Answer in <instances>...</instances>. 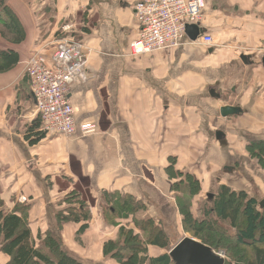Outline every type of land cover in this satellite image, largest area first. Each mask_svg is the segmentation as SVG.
<instances>
[{
  "label": "crops",
  "instance_id": "0c3cea01",
  "mask_svg": "<svg viewBox=\"0 0 264 264\" xmlns=\"http://www.w3.org/2000/svg\"><path fill=\"white\" fill-rule=\"evenodd\" d=\"M142 1L8 0L25 38L14 44L0 35V52H13L18 58L15 64L0 71L3 209L11 211L25 197L30 206V228L36 237L54 228V216L65 208L58 203L76 192L89 206L88 228L77 240L80 224L67 223L61 225L60 235L65 249L89 264H116L103 254L104 243L113 240L118 229L109 226L102 213L104 195L131 196L143 202L145 211L137 217L159 222L171 247L185 237L200 243V239L183 231L178 193L172 191L177 180L166 173L168 158L179 157L180 151L192 157V162L187 159L186 163L177 158L175 171L190 170L201 181V188L210 184L211 163H201L195 157L210 144L206 125L214 118L215 106L242 107L246 100L240 97L241 104L232 103L225 96L211 100L207 89L213 79L225 82L232 74L246 72L252 54L235 52L239 54L235 56L234 51L242 49L239 41L251 43L264 33V0H206L200 28L206 33L203 35L214 37L215 45L188 44L131 56L129 45L139 30L134 9ZM65 25H73L68 34L78 37L88 49L85 79L70 85L68 99L76 123L96 124L97 132L72 138L43 133L38 142L30 144L27 134L36 120L35 101L22 63L35 52L50 60L56 42L68 35L61 33ZM233 89L232 95L236 91ZM215 90L221 94L217 86ZM242 93L248 96V91ZM179 125L183 128L179 129ZM181 136L185 139L182 150ZM187 138L203 139L202 144L195 147ZM195 161L199 163L198 170H194ZM201 174L203 178H199ZM208 195L211 194H206L209 200ZM199 199L192 201L195 217L201 215ZM131 218L119 223L127 222L134 228ZM163 253L159 248L148 247L149 257ZM8 261L9 257L0 252V264Z\"/></svg>",
  "mask_w": 264,
  "mask_h": 264
},
{
  "label": "trees",
  "instance_id": "16d2710c",
  "mask_svg": "<svg viewBox=\"0 0 264 264\" xmlns=\"http://www.w3.org/2000/svg\"><path fill=\"white\" fill-rule=\"evenodd\" d=\"M7 1L0 0V35L10 43L20 44L25 38L24 30ZM71 37L78 40V37ZM17 59L13 52H0V71L15 64ZM39 128L36 119L27 134L30 144L43 137ZM253 146L262 152L264 161V141L248 143L247 151H251ZM168 160L170 166L166 173L170 179L177 180L172 191L178 193L177 206L184 233L200 239L202 245L214 252L221 251L230 264H264V208L260 202L248 197L244 191L237 192L227 184H219L216 193L211 194V199L199 208L200 217H195L192 201L201 190V181L186 170L175 171L176 156ZM103 199L101 208L108 225L118 228L115 238L103 245L104 257L116 264H176L169 255L172 247L162 225L150 217H137L145 211L143 202L121 195L112 198L104 195ZM63 205L65 208L54 216V228L34 237L29 223L28 201L15 203L8 212L3 209L4 203L0 199V252L9 257L6 264H89L70 254L60 235L61 225L80 224L76 232L79 240L91 219L89 206L74 191L58 203L60 207ZM129 217H132L130 222L134 228H130L127 222L119 223V220ZM150 246L164 253L149 257Z\"/></svg>",
  "mask_w": 264,
  "mask_h": 264
},
{
  "label": "built area",
  "instance_id": "2783aa9c",
  "mask_svg": "<svg viewBox=\"0 0 264 264\" xmlns=\"http://www.w3.org/2000/svg\"><path fill=\"white\" fill-rule=\"evenodd\" d=\"M206 0H143L135 6L139 22L136 38L129 45L131 56H141L175 49L188 44L203 47L215 45L213 37L203 35L193 42L186 39L185 27L202 20ZM73 25H65L61 33L68 34ZM52 50L50 60L35 52L23 61L35 101V115L42 133L66 138L97 132L93 123L77 124L74 109L68 99L70 85L85 79L88 49L69 34L61 38ZM26 201L25 197L20 202Z\"/></svg>",
  "mask_w": 264,
  "mask_h": 264
},
{
  "label": "rangeland",
  "instance_id": "374dc122",
  "mask_svg": "<svg viewBox=\"0 0 264 264\" xmlns=\"http://www.w3.org/2000/svg\"><path fill=\"white\" fill-rule=\"evenodd\" d=\"M229 12L231 13L232 10H229ZM236 24L237 22L233 25ZM258 37L251 43L239 41L238 46L242 49L234 51L235 56L239 55L235 52H240L243 55L252 54L253 64L248 66L246 72L240 71L237 74H232L225 82L215 81V79L210 81V87L215 88L217 86V89L219 88V91L223 94V98L224 96L228 97L232 103L236 102L237 104H241L242 98H245L244 101H246L242 104L241 114L227 118H222L219 115V106H215V109H213L214 118L211 119L210 125L208 123L206 125L211 134V137L207 138V141L210 140V144L208 147L203 146V148L205 147L204 151L201 148V154L195 155L201 163L209 161L212 171L210 184L206 183L196 196L197 198L200 197V202H198L200 206L209 201L206 194L213 195L216 193L219 187L218 180H221V182L224 180L222 183H226L232 190L246 192L248 197L253 196L258 202L264 200V161H262V152L254 146L250 149L251 151H247L246 148L248 143L251 144L253 141H264V69L260 62L264 57V33L258 34ZM242 85L244 89L241 90ZM233 87L236 90L234 95H232ZM243 90L248 91V96L244 97ZM240 97L242 98L240 99ZM213 99L211 98V100ZM211 102L212 104L215 103L214 101ZM231 102L230 104H232ZM182 128L179 125V129ZM186 132L180 131V134ZM219 133L222 135L218 136ZM183 140H185L183 137L179 139L180 150L183 149L181 148L184 145ZM188 140L190 142L192 140L191 143L196 147L199 144L201 146L203 139L187 138ZM177 158L184 163L188 162L187 159L192 162L190 159L192 157L182 155L181 151ZM183 162H180V167ZM194 164V168H196L194 170H198L199 163L195 161ZM190 166L192 169L193 164ZM203 177L204 174L199 175V178ZM196 197H194V201H197ZM26 201L23 203H26ZM258 208L260 209V207Z\"/></svg>",
  "mask_w": 264,
  "mask_h": 264
},
{
  "label": "water",
  "instance_id": "95a60500",
  "mask_svg": "<svg viewBox=\"0 0 264 264\" xmlns=\"http://www.w3.org/2000/svg\"><path fill=\"white\" fill-rule=\"evenodd\" d=\"M203 33V29L196 25H187L185 27V34L190 41L196 40ZM242 60H245L244 57H242ZM261 62L264 68V58L261 59ZM241 113V109L237 106L225 105L219 108V115L222 118L239 115ZM219 135L222 134L219 133ZM211 196L208 195V198L211 199ZM260 206L264 208V200L261 201ZM169 255L176 264H230L222 254L214 252L209 247L187 237L181 239L174 245Z\"/></svg>",
  "mask_w": 264,
  "mask_h": 264
},
{
  "label": "flooded vegetation",
  "instance_id": "af4514ba",
  "mask_svg": "<svg viewBox=\"0 0 264 264\" xmlns=\"http://www.w3.org/2000/svg\"><path fill=\"white\" fill-rule=\"evenodd\" d=\"M207 94L209 95V97L211 98H215V99H222L223 98V95H221L220 93H217V91L215 90V88H212V87H208L207 89ZM212 96H211V95ZM241 109V108H240ZM242 111V109H241Z\"/></svg>",
  "mask_w": 264,
  "mask_h": 264
},
{
  "label": "bare ground",
  "instance_id": "6f19581e",
  "mask_svg": "<svg viewBox=\"0 0 264 264\" xmlns=\"http://www.w3.org/2000/svg\"><path fill=\"white\" fill-rule=\"evenodd\" d=\"M200 23H201V21H200L198 24H196V26L200 27ZM185 36H186V34H185ZM201 36H203V35H200V36H198V37H201ZM198 37H197V38H198ZM186 39H187L188 41H190V40L187 38V36H186ZM190 42H193V41H190Z\"/></svg>",
  "mask_w": 264,
  "mask_h": 264
}]
</instances>
